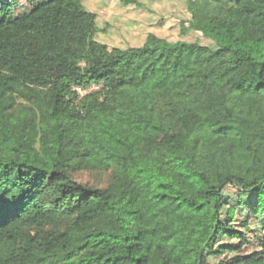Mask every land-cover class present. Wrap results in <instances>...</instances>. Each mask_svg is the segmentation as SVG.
Wrapping results in <instances>:
<instances>
[{
    "label": "trees",
    "instance_id": "16d2710c",
    "mask_svg": "<svg viewBox=\"0 0 264 264\" xmlns=\"http://www.w3.org/2000/svg\"><path fill=\"white\" fill-rule=\"evenodd\" d=\"M85 1L0 17V264H210L224 190L264 194V0H185L202 38L127 49Z\"/></svg>",
    "mask_w": 264,
    "mask_h": 264
},
{
    "label": "rangeland",
    "instance_id": "374dc122",
    "mask_svg": "<svg viewBox=\"0 0 264 264\" xmlns=\"http://www.w3.org/2000/svg\"><path fill=\"white\" fill-rule=\"evenodd\" d=\"M49 0H0L4 13L22 16ZM86 7L97 14V38L113 48L142 46L149 34L170 41H196L202 35L185 33L189 19L185 0H86ZM75 178L93 186L105 187L110 173L80 172ZM264 194L245 196L235 187L224 190L222 221L231 225L209 254L210 264H264ZM253 203L251 206L248 205Z\"/></svg>",
    "mask_w": 264,
    "mask_h": 264
},
{
    "label": "built area",
    "instance_id": "2783aa9c",
    "mask_svg": "<svg viewBox=\"0 0 264 264\" xmlns=\"http://www.w3.org/2000/svg\"><path fill=\"white\" fill-rule=\"evenodd\" d=\"M101 85L92 84L87 87H74L73 90L80 96L83 97L91 92L99 91L101 89Z\"/></svg>",
    "mask_w": 264,
    "mask_h": 264
}]
</instances>
